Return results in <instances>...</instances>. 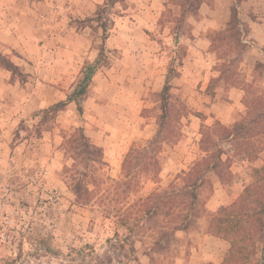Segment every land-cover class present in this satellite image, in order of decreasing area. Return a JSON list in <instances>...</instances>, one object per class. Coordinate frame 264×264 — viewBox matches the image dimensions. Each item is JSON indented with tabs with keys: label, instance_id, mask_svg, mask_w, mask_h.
Masks as SVG:
<instances>
[{
	"label": "rangeland",
	"instance_id": "374dc122",
	"mask_svg": "<svg viewBox=\"0 0 264 264\" xmlns=\"http://www.w3.org/2000/svg\"><path fill=\"white\" fill-rule=\"evenodd\" d=\"M106 1L0 0V52L18 66L0 61V264H224L231 240L216 224L237 222L241 238L259 223L213 218L251 184L262 186L252 206L264 203V45L252 32L264 0L117 2L83 114L71 103L45 116L97 56L91 18ZM79 127L101 163L73 160L65 141Z\"/></svg>",
	"mask_w": 264,
	"mask_h": 264
},
{
	"label": "trees",
	"instance_id": "16d2710c",
	"mask_svg": "<svg viewBox=\"0 0 264 264\" xmlns=\"http://www.w3.org/2000/svg\"><path fill=\"white\" fill-rule=\"evenodd\" d=\"M123 0H107L103 5L98 7L96 15L91 18L93 21H97L99 28L102 30V44L100 46L99 52L93 62L89 64L86 68L85 75L78 86L73 90V92L66 98L59 100L58 102L44 108L42 110L43 114L47 116L48 114L57 115L60 111L64 110L69 104L75 103L77 106V111L80 115L83 114V105L82 99L83 96L86 94L87 82L90 80V75L92 72L96 71L99 67L106 65L109 60L107 56L108 48H106V41L109 38V30L111 26L114 24L113 18H111L110 7H114L117 2H122ZM105 14L107 16H105ZM0 61L2 62L3 67L16 73L18 66L11 61L9 58H4V55L0 52ZM172 74V75H171ZM179 72L175 68L170 69V74L167 77L166 83L164 84L161 92V109L162 114L160 116V129L156 136L151 140V143H158L160 141L163 126L167 120L169 111L172 107L171 102V82L170 78L177 77ZM238 129V128H236ZM230 137V134L227 136ZM235 137V136H234ZM65 143L68 145V150L72 151L76 157H73L74 161H78V163H82V161L90 160L94 163H101L103 159V149L102 147L96 146L89 140L88 136L86 135L84 128L79 127L77 128L71 135L66 138ZM133 152H135V148L130 149L125 161H124V168L128 166L130 158L133 156ZM223 153L222 148H218L217 150V162L213 163L211 166L212 169L218 168L221 164H223V160L221 155ZM90 155V156H89ZM138 159V156L135 157ZM195 170V169H194ZM210 170L209 166L205 169V174L208 173ZM262 171L260 172V174ZM264 182V180H262ZM202 176H197L192 180V186L196 188L197 186L201 185ZM84 188L83 181H77L75 186V193L81 196L80 191ZM262 186L259 183L248 185L240 197V201H236L229 206H223L220 208L216 217L213 218L211 226H214L215 222L222 220L223 222L226 220V217L222 218V215H230L232 218L234 217H247L250 219H254L259 223V227L257 229L249 230L245 237H240L242 233L241 227H236L238 224L237 222L234 225H230L232 227H227L228 229H232L229 232H225L226 228L222 227L220 224H216L217 227L223 231L224 236L227 239L231 240V247L228 256L226 257L224 264H248L251 259L250 256L252 254L256 255V250H258L257 242L255 238L257 237V241L260 242V255L255 260V264H264V203H258L255 207L252 206L251 200L257 199L260 200L258 190H261ZM87 192L88 189H87ZM192 194L193 198H196L197 195L195 192ZM256 195V198H254ZM79 196V198H81ZM219 225V226H218ZM189 227V224H183L182 228ZM249 240V242H248ZM251 264V263H249Z\"/></svg>",
	"mask_w": 264,
	"mask_h": 264
},
{
	"label": "crops",
	"instance_id": "0c3cea01",
	"mask_svg": "<svg viewBox=\"0 0 264 264\" xmlns=\"http://www.w3.org/2000/svg\"><path fill=\"white\" fill-rule=\"evenodd\" d=\"M257 19H263L264 20V16L263 17H259V18H257ZM256 22H258V21H256ZM256 24V23H255ZM258 26L260 27H257V26H255L254 28L255 29H257V30H259V32L260 33H255L254 31H255V29H253L252 30V32H253V36L256 38V39H258V41H259V44H261V45H264V23H259L258 22Z\"/></svg>",
	"mask_w": 264,
	"mask_h": 264
}]
</instances>
